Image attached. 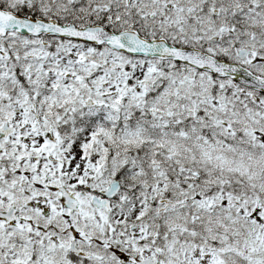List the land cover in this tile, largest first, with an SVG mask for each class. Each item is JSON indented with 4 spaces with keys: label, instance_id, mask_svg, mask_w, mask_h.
I'll list each match as a JSON object with an SVG mask.
<instances>
[{
    "label": "snow or ice",
    "instance_id": "snow-or-ice-1",
    "mask_svg": "<svg viewBox=\"0 0 264 264\" xmlns=\"http://www.w3.org/2000/svg\"><path fill=\"white\" fill-rule=\"evenodd\" d=\"M0 264H264V0H0Z\"/></svg>",
    "mask_w": 264,
    "mask_h": 264
}]
</instances>
